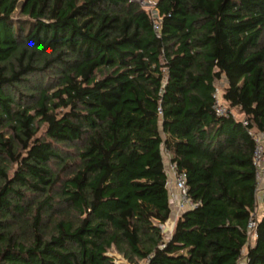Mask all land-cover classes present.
I'll return each mask as SVG.
<instances>
[{
	"label": "trees",
	"instance_id": "obj_1",
	"mask_svg": "<svg viewBox=\"0 0 264 264\" xmlns=\"http://www.w3.org/2000/svg\"><path fill=\"white\" fill-rule=\"evenodd\" d=\"M156 8L0 0V264H264V0Z\"/></svg>",
	"mask_w": 264,
	"mask_h": 264
},
{
	"label": "built area",
	"instance_id": "obj_2",
	"mask_svg": "<svg viewBox=\"0 0 264 264\" xmlns=\"http://www.w3.org/2000/svg\"><path fill=\"white\" fill-rule=\"evenodd\" d=\"M156 27H159L158 22L156 23ZM215 96L217 97V102L215 107L219 114L228 113V106L221 99L218 88ZM256 140V150H255V162L258 166V188L257 195L264 187L262 183V177L264 176V132L258 133L255 135ZM166 169L168 173V185L171 191V200L173 204V208L176 212L180 213L183 209L187 207L193 206V201L188 193V184H187V173L185 170H181L178 168L176 162L172 161L170 158V154L168 153V160L166 162ZM260 195L258 196V198ZM258 208V207H257ZM258 209L252 214V217L248 224V233L249 238L256 239L257 237V212ZM164 228V225H163ZM165 231V228H164Z\"/></svg>",
	"mask_w": 264,
	"mask_h": 264
},
{
	"label": "rangeland",
	"instance_id": "obj_3",
	"mask_svg": "<svg viewBox=\"0 0 264 264\" xmlns=\"http://www.w3.org/2000/svg\"><path fill=\"white\" fill-rule=\"evenodd\" d=\"M138 1L141 2L146 9L150 10L153 13V15H155L157 17L158 20H160L161 16L159 15V11L156 8L158 0H138ZM14 15H15L16 19H26L27 18L26 16H23L20 14L19 9L16 11V13ZM226 84H227V79L225 77H223L222 79H220L216 82V86L218 88V92H219L221 99L223 98L222 93H223V89H224ZM234 112L237 116L241 115V117H242V114L238 113V111L236 109L234 110ZM45 133H46V125L42 124L40 134H45ZM61 147H63V146H61ZM165 153H166V151H165ZM164 155H165V161L167 162L168 156H167V154H164ZM262 183L264 185V176L262 177ZM260 194L262 195V190L260 191V193H258V196ZM173 210H174V208H173ZM260 212H261V206L259 207V213ZM176 213L178 214V212L173 211L170 219L164 224V228H166V230L164 231L166 236H170L172 231H173V228H174V225H175V222L177 219ZM254 241H255V239H253V238L250 239V242L252 244L254 243ZM246 251H247V249L245 248L244 249V257L241 259L240 264H246V261H247L246 257H245ZM109 255L113 256L115 258V261L118 264L128 263V261L124 257V255L121 254L115 247L110 249Z\"/></svg>",
	"mask_w": 264,
	"mask_h": 264
},
{
	"label": "crops",
	"instance_id": "obj_4",
	"mask_svg": "<svg viewBox=\"0 0 264 264\" xmlns=\"http://www.w3.org/2000/svg\"><path fill=\"white\" fill-rule=\"evenodd\" d=\"M184 210V209H183ZM175 211V210H174ZM176 215L178 216V214L176 213Z\"/></svg>",
	"mask_w": 264,
	"mask_h": 264
},
{
	"label": "water",
	"instance_id": "obj_5",
	"mask_svg": "<svg viewBox=\"0 0 264 264\" xmlns=\"http://www.w3.org/2000/svg\"><path fill=\"white\" fill-rule=\"evenodd\" d=\"M165 230H166V228H165Z\"/></svg>",
	"mask_w": 264,
	"mask_h": 264
}]
</instances>
